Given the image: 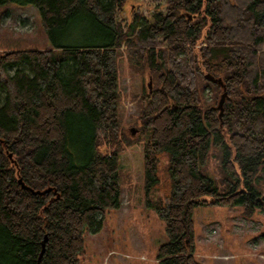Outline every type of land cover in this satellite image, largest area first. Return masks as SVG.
<instances>
[{"label": "trees", "instance_id": "1", "mask_svg": "<svg viewBox=\"0 0 264 264\" xmlns=\"http://www.w3.org/2000/svg\"><path fill=\"white\" fill-rule=\"evenodd\" d=\"M10 1L35 5L55 42L78 21L90 22L99 39L0 51V264H39L47 233L42 264H79L85 230H100L105 210L120 207L125 147L112 140L120 53L153 78L141 107L152 129L147 190L158 184L160 156L169 160L171 189L156 206L168 234L160 263L202 264L194 254L196 206L244 205L248 215L264 208L256 186L264 178V0H149L151 16L137 12L129 23L120 19L127 0L0 5ZM206 73L228 89L222 117L215 104L224 89ZM212 146L224 150L222 169L236 177L224 193L202 170ZM19 177L51 190L33 193Z\"/></svg>", "mask_w": 264, "mask_h": 264}, {"label": "rangeland", "instance_id": "2", "mask_svg": "<svg viewBox=\"0 0 264 264\" xmlns=\"http://www.w3.org/2000/svg\"><path fill=\"white\" fill-rule=\"evenodd\" d=\"M160 6L164 7L162 1ZM153 9L149 0H127L120 19L129 23L135 13L150 12L148 15L151 16ZM77 23L55 42L49 37L35 5L7 2L0 5V51L52 49L57 48L56 43L89 46L99 39L95 37L97 31L90 22ZM118 58L119 128L112 140H118L125 147L119 156L122 200L120 207L108 208L101 215L103 224L100 230H85L79 264H161L158 252L168 240L167 222L159 215L156 206L169 194L172 182L165 154L159 159L156 187L147 190L144 179V153L152 129L141 119V107L145 103L142 95L152 90L153 78L148 72L143 74L133 68L127 52L120 53ZM210 93L207 89V98ZM108 147L104 144L101 149H112ZM223 151L221 147L212 146L207 164L202 167L221 193L230 190V184L236 182L230 170L222 169ZM7 153L9 156L10 152ZM237 171L240 173L239 166ZM256 186L264 194L263 177ZM259 201L264 205V198L260 197ZM193 228L194 254L202 264H264V208L255 207L248 215L244 205H198L193 211Z\"/></svg>", "mask_w": 264, "mask_h": 264}, {"label": "water", "instance_id": "3", "mask_svg": "<svg viewBox=\"0 0 264 264\" xmlns=\"http://www.w3.org/2000/svg\"><path fill=\"white\" fill-rule=\"evenodd\" d=\"M206 78L213 82V83H218L220 85H222L223 87V92L221 94V97H220V100H219V103L218 105L216 106V108L219 110V116L222 117L223 113H224V104H225V101H226V98L228 97V89L225 85V83L223 82L222 78L221 77H215L214 75H212L211 73H206ZM10 157H12V153H10L9 155ZM19 182L21 183L22 187H24L25 189H29L31 190L33 193H36V194H44L48 191H50L51 189L48 188V189H45V190H34L33 188L29 187L28 185L25 184V182L23 181V178L22 177H19ZM49 240V233L45 234L44 235V238H43V241H42V251L40 253V257H39V264H42V257L46 251V244Z\"/></svg>", "mask_w": 264, "mask_h": 264}]
</instances>
